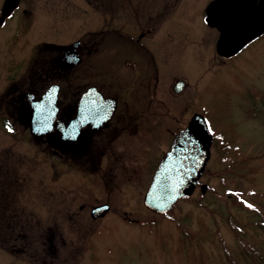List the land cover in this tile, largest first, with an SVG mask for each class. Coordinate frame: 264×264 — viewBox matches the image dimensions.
<instances>
[{
	"label": "rangeland",
	"instance_id": "rangeland-1",
	"mask_svg": "<svg viewBox=\"0 0 264 264\" xmlns=\"http://www.w3.org/2000/svg\"><path fill=\"white\" fill-rule=\"evenodd\" d=\"M207 2L20 0L0 27V264H228L227 258L242 261L241 245L264 248L259 227L264 223V37L218 59L219 32L201 18ZM159 4L173 7L172 29L153 24L143 42L160 46L155 91L170 108L161 107L157 129L139 128V136L128 137L133 146L126 160L140 168L114 182L102 172L62 165L17 119L11 98L29 82L38 94L56 82L42 78L38 61L92 36L96 42L84 64L59 81L63 92L71 95L73 87L90 84L104 93L121 94L123 85L135 91L131 72L120 61L125 43L108 35L105 25L128 22L133 36L140 31V17L128 10L135 5L155 10ZM134 56L130 59L137 60ZM145 68L148 72L149 65ZM175 79L186 81L177 95ZM193 113L205 118L212 133L209 158L193 192L167 214H154L142 205L153 166ZM101 202H108L109 210L91 217L90 208Z\"/></svg>",
	"mask_w": 264,
	"mask_h": 264
},
{
	"label": "flooded vegetation",
	"instance_id": "flooded-vegetation-1",
	"mask_svg": "<svg viewBox=\"0 0 264 264\" xmlns=\"http://www.w3.org/2000/svg\"><path fill=\"white\" fill-rule=\"evenodd\" d=\"M2 1L0 3V16ZM210 1L211 0H208V2ZM260 1L261 0H252L254 6H257ZM19 2L20 0L17 2L16 6L10 10L9 14L1 19L0 27L3 26L6 19L11 16L13 10L20 7ZM140 7L143 6L135 5L128 10L129 12L133 11V13L136 14L135 16L138 14L140 17L139 25L137 23L138 27H140V31L138 32V30H135L137 31L135 32V35L132 36L130 34L131 32L128 30L130 27L127 26L128 22H123L120 24L121 26L113 27L112 21H108L105 25L106 33L108 35L113 34L115 37L118 36L121 38L122 42L125 43L123 45L125 55L120 61L125 67V70L131 72L130 74L132 78L129 83L133 85L132 89H136L135 91L130 92L129 87L123 85V92L121 94L117 91L104 93L97 86L90 84L87 86L73 87L74 90L71 91V95H68L67 92H63V87L59 84V81H61L63 74L69 72L71 69L63 70L59 68L58 58L61 56L64 49L70 47L71 43L77 42L74 50L77 62L73 68L84 64L85 55L90 53V47H92L96 42V37L93 36L85 39H75L70 44L64 47L62 46L63 48L59 47V49L56 50V55L48 57L46 60L45 58H41L40 61H38L43 65L41 69L43 73L42 78H45L47 81L57 79L58 82L56 81L50 84H56L58 89L54 104L55 111L51 118L50 131H46L39 136H34L32 134L31 136L44 143L50 150V153L54 154L62 165L67 163L70 164L71 162L73 168L77 170V172L81 173L102 172L105 175L104 178L106 180L111 179L114 182L116 180L119 182L120 179H128L132 176L128 174L136 172L140 168L135 165L132 166L130 162L126 160V151L129 149V146H133V144L130 145L131 140H128V137L139 136L137 134L139 128L140 130L149 127L157 129L159 127L161 107H164L165 110L170 108L164 100L162 101V99L157 96L155 91V82L160 70L158 64H156V56L160 46H157V42L155 41H149L148 46H146L143 39L145 38V34H150L153 31L150 29L153 24H160L163 22L164 25L162 26V31H170V29H172V25L170 19L168 18L172 15V11L174 10H172L173 7L171 6V10L169 11V5L167 4H159L157 5V8L154 6L156 8L155 10L148 9L146 11H140ZM205 8L206 6L204 7V11L201 16L202 23H204L209 29L216 30L214 26H210L205 22ZM21 9L22 12H24V8ZM143 14H145L144 17ZM232 15L233 16L231 17L230 14L228 15L224 13L215 16L220 22H225L233 19L235 13ZM263 37L264 30L256 35L251 41L259 38L262 39ZM43 44L45 45L48 43ZM128 50H130V52H128ZM129 53L133 56L135 55L137 60L130 59L131 55L129 56ZM144 53H147L148 55H146L149 57L147 59V63L144 59ZM216 56L218 59H223L217 54ZM30 62L31 60L29 63ZM36 63L37 62L35 61V64ZM88 65L89 67L91 66V64ZM148 65L149 69L148 72H146L145 66L147 67ZM49 66L51 67L49 68ZM185 82L186 81L183 79L173 80L172 90L176 95L185 90ZM145 83H147L146 86ZM180 83L181 86L177 88ZM32 84V82H29L25 90L20 91L10 100L11 106L17 115V119L23 120V123L27 126L29 134L31 116L30 103L36 102L44 90L50 85L48 84L38 94L33 93L35 87H33ZM68 87L69 86H67V88ZM141 87H143V90L140 89ZM90 88H94L101 96V104L94 101L95 104L97 103V108L93 105V101L88 98V95L86 96V94H84ZM83 96L86 97L84 102V98H82ZM5 106L8 105L6 104ZM104 114H107V117H102ZM72 123H75V125L79 124L77 130L74 127L70 128ZM148 123L152 124H149L148 126L144 125ZM156 139L157 137H153L154 142ZM154 152L156 153V151ZM127 153L130 155L129 151ZM160 157L161 155L159 154L158 159H160ZM123 158H125V160ZM158 161L159 160H157L153 166V172ZM103 204H107L109 210L110 207L108 202H101L95 206ZM95 206L90 208L89 213H91Z\"/></svg>",
	"mask_w": 264,
	"mask_h": 264
},
{
	"label": "water",
	"instance_id": "water-1",
	"mask_svg": "<svg viewBox=\"0 0 264 264\" xmlns=\"http://www.w3.org/2000/svg\"><path fill=\"white\" fill-rule=\"evenodd\" d=\"M17 2L18 0H4L0 21L9 14ZM224 12L229 13L231 17L235 13V16L233 19L220 22L215 15H221ZM205 14V22L215 26L219 32L214 49L216 54L223 58L234 56L264 30V0H261L257 6H254L252 0H211L205 8ZM76 44L77 42H74L62 51L58 58L59 68L67 70L75 65ZM180 86L181 83L177 88ZM57 89L56 84L49 85L36 102L30 103V134L39 136L50 131ZM84 94L88 95L96 108L97 103L101 104V96L94 88L88 89ZM82 98L84 102L86 97ZM94 101L97 103L95 104ZM102 117H107V114ZM74 125L75 123H72L69 127L77 130L79 124ZM211 142L212 135L205 118L198 113H193L184 127L173 135L168 150L160 157L143 194L142 205L150 212L160 215L177 200L189 196L205 168ZM205 189V185H199L200 193H203ZM107 209V204L95 206L90 215L91 217L101 216Z\"/></svg>",
	"mask_w": 264,
	"mask_h": 264
},
{
	"label": "trees",
	"instance_id": "trees-1",
	"mask_svg": "<svg viewBox=\"0 0 264 264\" xmlns=\"http://www.w3.org/2000/svg\"><path fill=\"white\" fill-rule=\"evenodd\" d=\"M186 198V197H185ZM243 206V205H242ZM166 212L165 214H167ZM259 227L264 232V223L260 222ZM233 229H236V227ZM2 247V244H0ZM239 252V259L242 261L238 262L234 259L227 258L228 264H264V248L263 249H256L255 247L245 248L243 245L238 250Z\"/></svg>",
	"mask_w": 264,
	"mask_h": 264
},
{
	"label": "snow or ice",
	"instance_id": "snow-or-ice-1",
	"mask_svg": "<svg viewBox=\"0 0 264 264\" xmlns=\"http://www.w3.org/2000/svg\"><path fill=\"white\" fill-rule=\"evenodd\" d=\"M8 130L11 132V131H13V129L12 128H8ZM249 207H251V205H248Z\"/></svg>",
	"mask_w": 264,
	"mask_h": 264
},
{
	"label": "bare ground",
	"instance_id": "bare-ground-1",
	"mask_svg": "<svg viewBox=\"0 0 264 264\" xmlns=\"http://www.w3.org/2000/svg\"><path fill=\"white\" fill-rule=\"evenodd\" d=\"M248 1V0H247ZM232 12H234V11H232ZM225 14H228L229 15V13H227V12H224ZM211 132V131H210ZM211 135H212V133H211ZM212 138H213V136H212ZM171 144V143H170Z\"/></svg>",
	"mask_w": 264,
	"mask_h": 264
}]
</instances>
